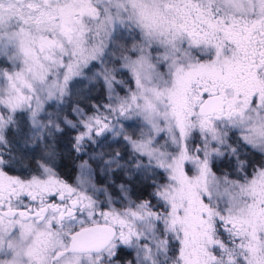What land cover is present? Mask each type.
Wrapping results in <instances>:
<instances>
[{"label":"snow or ice","instance_id":"1","mask_svg":"<svg viewBox=\"0 0 264 264\" xmlns=\"http://www.w3.org/2000/svg\"><path fill=\"white\" fill-rule=\"evenodd\" d=\"M0 264H264V0H0Z\"/></svg>","mask_w":264,"mask_h":264},{"label":"trees","instance_id":"2","mask_svg":"<svg viewBox=\"0 0 264 264\" xmlns=\"http://www.w3.org/2000/svg\"><path fill=\"white\" fill-rule=\"evenodd\" d=\"M61 151H64V145L61 144ZM74 155V154H73ZM76 162L73 160V158L71 156H67L64 155V158L61 160L60 164H59V174L60 176L67 180L69 183H72L77 169H76Z\"/></svg>","mask_w":264,"mask_h":264},{"label":"rangeland","instance_id":"3","mask_svg":"<svg viewBox=\"0 0 264 264\" xmlns=\"http://www.w3.org/2000/svg\"><path fill=\"white\" fill-rule=\"evenodd\" d=\"M76 175H77V172H76ZM76 175H75V177H76ZM74 180H75V178H74ZM74 180H73V182H74ZM73 182H72V183H73Z\"/></svg>","mask_w":264,"mask_h":264}]
</instances>
